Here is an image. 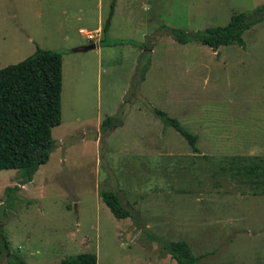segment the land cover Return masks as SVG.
I'll use <instances>...</instances> for the list:
<instances>
[{"label": "rangeland", "instance_id": "rangeland-1", "mask_svg": "<svg viewBox=\"0 0 264 264\" xmlns=\"http://www.w3.org/2000/svg\"><path fill=\"white\" fill-rule=\"evenodd\" d=\"M111 1L0 0V69L36 47L61 52L47 162L22 186L0 171L10 248L0 264L80 253L96 264H175L163 241H184L196 264H264V20L243 32V48L212 51L167 32L223 26L264 0H114L103 34ZM153 109L194 135L196 151ZM102 191L130 217L115 219Z\"/></svg>", "mask_w": 264, "mask_h": 264}, {"label": "trees", "instance_id": "trees-1", "mask_svg": "<svg viewBox=\"0 0 264 264\" xmlns=\"http://www.w3.org/2000/svg\"><path fill=\"white\" fill-rule=\"evenodd\" d=\"M114 0L101 29L104 34L110 24ZM264 20V4L251 12H240L230 16L223 26L206 27L195 33L168 28L170 37L179 44L197 42L216 51L220 46L237 45L243 48L242 34L256 23ZM160 28H165L161 26ZM143 78V75L140 76ZM61 52L35 48L23 60L0 69V171L14 170L18 185L29 183L38 167L44 165L54 148L51 129L60 123ZM161 122L176 131L195 149V136L185 131L174 118L152 110ZM122 124V116L106 117L104 125L115 128ZM17 186L6 189L9 193ZM264 193V191H263ZM100 199L115 219L130 217V212L111 191H102ZM7 204L12 202L8 200ZM161 249L175 264H196L188 245L184 242L163 241ZM10 251L5 236L0 233V255ZM8 264H26L15 254H10ZM61 264H96L94 253H80L61 261Z\"/></svg>", "mask_w": 264, "mask_h": 264}, {"label": "water", "instance_id": "water-1", "mask_svg": "<svg viewBox=\"0 0 264 264\" xmlns=\"http://www.w3.org/2000/svg\"><path fill=\"white\" fill-rule=\"evenodd\" d=\"M94 44H88V45H86V46H84V47H81V48H79V49H74L73 51L74 52H85V51H87V50H91V49H94Z\"/></svg>", "mask_w": 264, "mask_h": 264}, {"label": "crops", "instance_id": "crops-1", "mask_svg": "<svg viewBox=\"0 0 264 264\" xmlns=\"http://www.w3.org/2000/svg\"><path fill=\"white\" fill-rule=\"evenodd\" d=\"M95 48V47H94ZM73 53H79V52H73Z\"/></svg>", "mask_w": 264, "mask_h": 264}]
</instances>
